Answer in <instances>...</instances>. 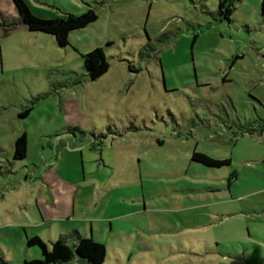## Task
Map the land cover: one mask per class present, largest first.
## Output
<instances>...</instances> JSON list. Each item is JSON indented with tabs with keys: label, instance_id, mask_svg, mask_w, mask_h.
Segmentation results:
<instances>
[{
	"label": "rangeland",
	"instance_id": "374dc122",
	"mask_svg": "<svg viewBox=\"0 0 264 264\" xmlns=\"http://www.w3.org/2000/svg\"><path fill=\"white\" fill-rule=\"evenodd\" d=\"M24 2L40 19L96 20L58 47L0 0V259L38 250L25 235L69 246L89 219L123 264H264L260 0L228 21L217 0ZM96 47L108 69L90 81L81 56ZM123 214L129 232L110 238L103 220Z\"/></svg>",
	"mask_w": 264,
	"mask_h": 264
},
{
	"label": "trees",
	"instance_id": "16d2710c",
	"mask_svg": "<svg viewBox=\"0 0 264 264\" xmlns=\"http://www.w3.org/2000/svg\"><path fill=\"white\" fill-rule=\"evenodd\" d=\"M241 0H217V15L226 21L229 20L235 4ZM19 21L30 32H41L51 36L58 47H64L68 43V34L79 30L96 20L92 9L85 10L78 16L66 15L64 18L40 19L34 17L24 0H11ZM259 10L264 18V0H260ZM82 66L86 77L94 81L101 77L108 69V64L101 48L96 47L81 56ZM26 153V141L23 134L19 135L13 143L12 159L23 160ZM190 160L210 168L227 166L229 161L214 160L204 154L193 152ZM26 247L36 246L40 255L38 259L23 260L21 264H102L105 258L103 245L92 241L90 238L76 236L75 243L64 244L57 239L49 246L43 244L36 236H25ZM0 264H8L0 259Z\"/></svg>",
	"mask_w": 264,
	"mask_h": 264
},
{
	"label": "crops",
	"instance_id": "0c3cea01",
	"mask_svg": "<svg viewBox=\"0 0 264 264\" xmlns=\"http://www.w3.org/2000/svg\"><path fill=\"white\" fill-rule=\"evenodd\" d=\"M256 130L255 132L258 133V137H263L264 139V122H256ZM73 209H74V206H73ZM74 212V210H73ZM82 221H84V223H88V234H89V237H87V235H83L81 233V231H79L78 227L77 226H74V230L71 231L70 234L69 233V229H66V234H68V239H71V244H74L75 243V238L76 236L80 237V238H90L92 239L93 241L99 243V241H96L95 239H93V232L96 231L97 233L99 234H102L104 229L103 228H92L91 227V224H92V221H89V219H83ZM86 221V222H85ZM104 223L108 225V236L110 238L114 237L115 235H117V232H120L121 234H124L125 232H129L130 230V224L128 223V215L126 214H123V215H120V216H117V217H114V218H110V219H107V220H103ZM83 223V222H82ZM84 225V224H83ZM82 229L84 230V232H86L85 230V226H82ZM78 231V232H77ZM27 236V235H25ZM33 235H29L27 237H32ZM98 237H96L97 239ZM25 239V237H24ZM70 244V245H71ZM110 248H112V246H110ZM110 250V253H106V250H105V258L102 262V264H109L108 262L111 261V260H116V263L117 264H123L120 259V253L117 252V251H114L113 249H109ZM209 253V252H208ZM39 258V252L38 250H35L33 248H31V250L29 251H26L24 252L23 254V258L21 259L20 261V264L23 260H31V259H38ZM4 260L8 259V257H4L3 258ZM113 262V261H112ZM127 264V263H126Z\"/></svg>",
	"mask_w": 264,
	"mask_h": 264
},
{
	"label": "built area",
	"instance_id": "2783aa9c",
	"mask_svg": "<svg viewBox=\"0 0 264 264\" xmlns=\"http://www.w3.org/2000/svg\"><path fill=\"white\" fill-rule=\"evenodd\" d=\"M70 264H77V263H75V262H71Z\"/></svg>",
	"mask_w": 264,
	"mask_h": 264
}]
</instances>
